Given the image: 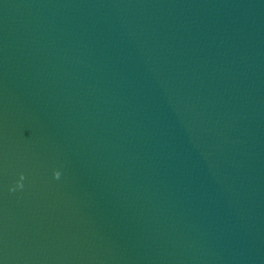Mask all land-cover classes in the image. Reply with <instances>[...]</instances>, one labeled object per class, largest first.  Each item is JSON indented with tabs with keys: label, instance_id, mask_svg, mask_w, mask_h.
<instances>
[{
	"label": "water",
	"instance_id": "1",
	"mask_svg": "<svg viewBox=\"0 0 264 264\" xmlns=\"http://www.w3.org/2000/svg\"><path fill=\"white\" fill-rule=\"evenodd\" d=\"M0 264H264V0H0Z\"/></svg>",
	"mask_w": 264,
	"mask_h": 264
},
{
	"label": "clouds",
	"instance_id": "2",
	"mask_svg": "<svg viewBox=\"0 0 264 264\" xmlns=\"http://www.w3.org/2000/svg\"><path fill=\"white\" fill-rule=\"evenodd\" d=\"M60 175H61V173H60V171H56L55 172V177L56 178H59L60 177ZM23 179H24V174L23 173H21V180H20V182H18V187H20V188H23ZM16 189L15 188H12L11 189V191H15Z\"/></svg>",
	"mask_w": 264,
	"mask_h": 264
}]
</instances>
